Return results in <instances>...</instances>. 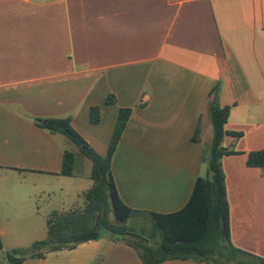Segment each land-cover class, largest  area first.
Segmentation results:
<instances>
[{"label": "crops", "instance_id": "crops-1", "mask_svg": "<svg viewBox=\"0 0 264 264\" xmlns=\"http://www.w3.org/2000/svg\"><path fill=\"white\" fill-rule=\"evenodd\" d=\"M216 87L221 107H231L226 130L241 134L223 142L235 152L222 158L232 242L264 258V174L247 164L264 151V0H0V173L39 180L40 194L56 179V210L84 205L92 162L76 155L74 174L60 175L64 151L74 149L35 118L70 117L105 156L119 110L133 108L112 162L118 193L133 209L170 214L207 175ZM109 95L116 103L106 104ZM3 218L0 207V236ZM23 264L144 263L104 236Z\"/></svg>", "mask_w": 264, "mask_h": 264}, {"label": "trees", "instance_id": "trees-1", "mask_svg": "<svg viewBox=\"0 0 264 264\" xmlns=\"http://www.w3.org/2000/svg\"><path fill=\"white\" fill-rule=\"evenodd\" d=\"M116 103L114 95L106 104ZM213 125V138L204 154L207 175L195 185L191 199L181 210L160 214L133 209L118 193L112 175V162L120 141L133 114V108H121L105 156L100 155L72 126L70 117L35 118V124L53 135L62 134L76 143L92 162V187L84 194V205L68 210L53 211L47 218L46 237L35 241L30 248L7 252L10 264H23L29 259H41L47 253L72 250L77 246L102 239L105 235L134 248L144 264H162L170 260H193L211 264H264V258L237 248L231 238L230 204L226 177L222 166L225 155L235 154L223 147L228 132L225 125L231 107H221L218 88L208 101ZM101 108L90 109L92 124L101 122ZM201 119L195 141H200ZM247 164L258 167L264 174V151H253ZM76 154L64 151L60 175L72 176ZM24 172L27 170H18ZM3 245L0 241V249Z\"/></svg>", "mask_w": 264, "mask_h": 264}, {"label": "rangeland", "instance_id": "rangeland-1", "mask_svg": "<svg viewBox=\"0 0 264 264\" xmlns=\"http://www.w3.org/2000/svg\"><path fill=\"white\" fill-rule=\"evenodd\" d=\"M68 140L69 147L74 149L77 157L81 156L90 162L82 155L78 145ZM46 180L49 185L46 189L50 192L40 194L42 184L39 180H24L16 174L0 173V207L4 217L3 227L7 229V234L0 236L3 245L0 264L6 263L7 252L30 248L35 241L46 237L47 218L62 205L59 194L61 184L56 179Z\"/></svg>", "mask_w": 264, "mask_h": 264}, {"label": "built area", "instance_id": "built-area-1", "mask_svg": "<svg viewBox=\"0 0 264 264\" xmlns=\"http://www.w3.org/2000/svg\"><path fill=\"white\" fill-rule=\"evenodd\" d=\"M26 1H40V0H26Z\"/></svg>", "mask_w": 264, "mask_h": 264}]
</instances>
